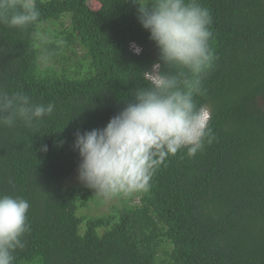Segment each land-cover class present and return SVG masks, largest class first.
<instances>
[{
  "label": "trees",
  "instance_id": "obj_1",
  "mask_svg": "<svg viewBox=\"0 0 264 264\" xmlns=\"http://www.w3.org/2000/svg\"><path fill=\"white\" fill-rule=\"evenodd\" d=\"M97 1L34 0L37 21L0 22V90L55 105L31 126H0V195L30 204L14 264H264V0H198L214 59L194 100L214 139L194 157L169 156L147 191L91 214L105 197L68 185L76 132L105 127L157 72L187 73L163 65L138 22L137 4L150 0Z\"/></svg>",
  "mask_w": 264,
  "mask_h": 264
},
{
  "label": "clouds",
  "instance_id": "obj_2",
  "mask_svg": "<svg viewBox=\"0 0 264 264\" xmlns=\"http://www.w3.org/2000/svg\"><path fill=\"white\" fill-rule=\"evenodd\" d=\"M137 5L138 22L149 32L163 65L187 73L157 72L150 86L137 89L134 100L105 127L76 132L73 147L80 157L78 179L105 198L147 191L155 170L169 156L186 149L194 157L205 141L214 139L208 126L210 111L194 100V94L200 93V78L214 59L209 46V10L198 0H150ZM38 17L34 0H0V22L9 27L22 29ZM130 48L137 55L142 51L135 42ZM160 67V63L153 65L154 70ZM54 108L51 102L33 103L23 91L0 90V126L13 127L18 120L31 126ZM41 151L46 152L47 146ZM29 208L22 197L0 195V264H14L15 251L25 246Z\"/></svg>",
  "mask_w": 264,
  "mask_h": 264
},
{
  "label": "rangeland",
  "instance_id": "obj_3",
  "mask_svg": "<svg viewBox=\"0 0 264 264\" xmlns=\"http://www.w3.org/2000/svg\"><path fill=\"white\" fill-rule=\"evenodd\" d=\"M88 6L92 9H97L99 7V3L97 0H88ZM69 186H74L77 184H80L81 182L78 179V176H74L73 178H70L68 182ZM116 202V199H113L112 196L105 198V203L100 207L96 208L91 204L90 209L83 210L84 213L90 212L91 214L100 213V212H106L107 207L111 204Z\"/></svg>",
  "mask_w": 264,
  "mask_h": 264
}]
</instances>
